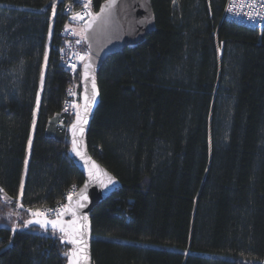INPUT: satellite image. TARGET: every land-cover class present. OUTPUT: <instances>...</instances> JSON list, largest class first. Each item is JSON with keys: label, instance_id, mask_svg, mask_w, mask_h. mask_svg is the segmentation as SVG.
<instances>
[{"label": "trees", "instance_id": "1", "mask_svg": "<svg viewBox=\"0 0 264 264\" xmlns=\"http://www.w3.org/2000/svg\"><path fill=\"white\" fill-rule=\"evenodd\" d=\"M68 1L53 16L55 0H0V264H67L72 248L26 226L84 181L63 111L79 90L59 53ZM226 1L152 0L155 30L102 65L88 146L118 185L92 213L94 264L264 258V29L226 20Z\"/></svg>", "mask_w": 264, "mask_h": 264}, {"label": "water", "instance_id": "2", "mask_svg": "<svg viewBox=\"0 0 264 264\" xmlns=\"http://www.w3.org/2000/svg\"><path fill=\"white\" fill-rule=\"evenodd\" d=\"M155 28L152 0H106L99 12L85 24V41L90 54L80 67L79 105L68 128L70 142L68 155L83 174L84 181L71 197L67 211L60 218L54 219L59 220L60 225L66 229L64 232L68 234V241L72 246L67 264H70L73 252L77 253L79 264H94L92 213L107 193L118 185L116 177L91 154L88 146L91 124L101 102L99 72L111 55L126 47L139 46ZM93 82L96 93L94 101ZM38 219L44 218L34 216L29 220ZM31 225L41 227L36 223ZM54 231L60 230L57 228ZM80 240L86 244L83 253L79 251L83 244L74 242Z\"/></svg>", "mask_w": 264, "mask_h": 264}, {"label": "built area", "instance_id": "3", "mask_svg": "<svg viewBox=\"0 0 264 264\" xmlns=\"http://www.w3.org/2000/svg\"><path fill=\"white\" fill-rule=\"evenodd\" d=\"M84 3L88 4L84 8ZM77 6H66V11L71 13V20L82 26L91 16V0H74ZM225 19L237 24H243L254 28H264V0H227L224 8ZM66 43L60 48V57L64 69L73 77L79 75L80 66L89 54L88 46L83 39L76 37L72 28L65 32ZM83 57V59H81ZM79 105V90L77 85L71 84L67 89V96L63 103V111L67 114H75ZM78 185L73 184L64 194L63 198L51 205L41 206L39 211L45 212L46 219L59 217L69 206L71 197L76 194ZM70 197V199H69ZM261 264H264V258Z\"/></svg>", "mask_w": 264, "mask_h": 264}, {"label": "snow or ice", "instance_id": "4", "mask_svg": "<svg viewBox=\"0 0 264 264\" xmlns=\"http://www.w3.org/2000/svg\"><path fill=\"white\" fill-rule=\"evenodd\" d=\"M84 8H87L88 7V4L87 3H84L83 5ZM81 59H83V57H81ZM47 61V56H45V62ZM93 96H92V100L94 101L95 100V83L93 82ZM87 99V98H86ZM37 106H39V97H37ZM73 128H75V125H73ZM83 131V129H81V132ZM28 144H29V147H31V139H29L28 141ZM73 148L75 150V141H73ZM77 155H80L79 153H77ZM20 195L22 196L23 195V182L21 183V186H20ZM70 199V197H69ZM84 199H86V197H84ZM31 212V210H29ZM32 215L34 216H42V217H46V213L45 212H42V211H36V212H31ZM73 215H75V213L73 212ZM84 219L86 220L87 218L84 217ZM33 223H36L38 225H40L42 228H44L45 230L51 228L53 230L59 228V230L61 232H64L66 229L60 225V222L59 220H49V219H38V220H28L26 222V226L29 225V224H33ZM13 231H15V229H13ZM75 243H81L83 244V247L80 248V252L83 253L86 249V244L83 243L82 240L80 241H74ZM67 255V254H66ZM72 256V259L70 260V264H79V261L77 259V253L76 252H73L71 254ZM86 259V257H85Z\"/></svg>", "mask_w": 264, "mask_h": 264}, {"label": "bare ground", "instance_id": "5", "mask_svg": "<svg viewBox=\"0 0 264 264\" xmlns=\"http://www.w3.org/2000/svg\"><path fill=\"white\" fill-rule=\"evenodd\" d=\"M66 6H72L74 9H76V5L74 4V0H69L68 1V3L66 4ZM66 6L64 7V12L67 14V23H66V25L64 26V28H63V30H62V37H63V39H64V43L62 44V46L66 43V41H67V39H66V37H65V32H66V30L68 29V28H72L73 30H74V32H75V34H76V37L77 38H81V39H83V41H85V24H86V22L92 17V16H94L96 13H93V9H92V5H91V16L86 20V22L82 25V26H80V25H78L77 23H75V22H73L70 18H71V13L70 12H67L66 11ZM52 15L54 16L55 15V12L53 11V13H52ZM239 25H243V24H239ZM243 26H246V25H243ZM246 27H249V26H246ZM250 28H254V27H250ZM256 29H258V30H262V29H264V28H261V29H259V28H256ZM85 44H86V41H85ZM86 46H88V44H86ZM88 50H89V54H90V49H89V46H88ZM59 53H60V50H59ZM61 58V57H60ZM86 58V57H85ZM84 61V60H83ZM61 63H62V60H61ZM62 66H63V64H62ZM81 67V66H80ZM79 72H80V69H79ZM72 77V76H71ZM78 77H79V75H78ZM73 78V77H72ZM76 83H78V86H79V80H78V82H76ZM78 188H79V186H78ZM39 209H40V207L36 210V211H39ZM68 209V208H67ZM67 209H66V211H67ZM65 211V212H66ZM64 212V213H65ZM63 213V214H64ZM63 214H61L59 217H53V218H50L49 220H54V219H58V218H60ZM41 217V216H40ZM45 219V218H44ZM29 220V219H28ZM27 220V221H28ZM26 221V222H27ZM261 262H262V260L260 261V263L259 264H261Z\"/></svg>", "mask_w": 264, "mask_h": 264}, {"label": "rangeland", "instance_id": "6", "mask_svg": "<svg viewBox=\"0 0 264 264\" xmlns=\"http://www.w3.org/2000/svg\"><path fill=\"white\" fill-rule=\"evenodd\" d=\"M62 1V0H55V5L53 6V11L55 12L56 10V6L57 4ZM52 30V29H51ZM50 49H51V46H50V41L48 43V48H47V54L50 53ZM45 75H46V70L43 71V76L41 78V83H40V87H39V92H38V95L37 97H39V105H40V102H41V98H42V92H43V86H44V78H45ZM36 107H37V111L35 112V117H34V120H33V124H32V129H31V136H30V139H31V142H32V137H33V134H34V131H35V123H36V119H37V114H38V108L39 106H37V102H36ZM30 148L31 147H28V150H27V162H28V159L30 157ZM36 212V211H34ZM38 231H42V229H36ZM50 233H52L53 235L55 234V231H50ZM66 238H67V234H65Z\"/></svg>", "mask_w": 264, "mask_h": 264}]
</instances>
